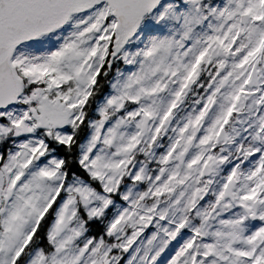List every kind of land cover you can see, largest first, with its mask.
<instances>
[{
	"label": "snow or ice",
	"instance_id": "obj_1",
	"mask_svg": "<svg viewBox=\"0 0 264 264\" xmlns=\"http://www.w3.org/2000/svg\"><path fill=\"white\" fill-rule=\"evenodd\" d=\"M0 264H264V0H0Z\"/></svg>",
	"mask_w": 264,
	"mask_h": 264
}]
</instances>
